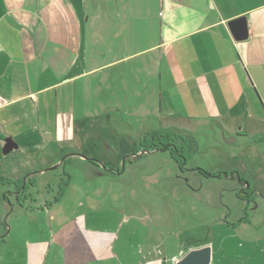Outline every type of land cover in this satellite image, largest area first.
I'll list each match as a JSON object with an SVG mask.
<instances>
[{"label": "crops", "instance_id": "obj_1", "mask_svg": "<svg viewBox=\"0 0 264 264\" xmlns=\"http://www.w3.org/2000/svg\"><path fill=\"white\" fill-rule=\"evenodd\" d=\"M240 17L247 38L238 42L228 23ZM124 113L185 133L213 127L242 142L243 171L256 164L264 183V0H0V176L35 186L30 168L43 174L81 150L84 121L103 117L90 128L99 136ZM30 190L10 206L33 221L41 206ZM252 220L232 228L248 238ZM70 234L64 243L77 242ZM252 239L241 243L242 264H264V243H253L264 228ZM42 244L28 245L29 264H42ZM222 247L185 254L206 248L209 264H221ZM89 249L99 262L108 256L97 240Z\"/></svg>", "mask_w": 264, "mask_h": 264}, {"label": "rangeland", "instance_id": "obj_2", "mask_svg": "<svg viewBox=\"0 0 264 264\" xmlns=\"http://www.w3.org/2000/svg\"><path fill=\"white\" fill-rule=\"evenodd\" d=\"M95 116L83 123L87 136L81 141L74 137L81 150L65 153L73 155L55 170L62 160L42 168L40 175L41 168L29 169L35 172V186L26 187L36 199L33 207L41 206L33 221L16 208L12 213L13 201L3 204L4 192L13 187L0 186V264H29L28 245L39 243H46L42 264H181L188 248L204 243L215 251L225 247L215 261L242 264L241 243H252L264 228V183L253 174L256 164L243 171L242 142L213 127H191L189 133L172 128L179 138L162 142L176 148L183 163L179 168L170 151L139 146L145 135L164 125L124 113L111 127L104 123L95 136L92 123L103 118ZM66 132L70 129L61 134ZM248 217L253 220L247 238L241 227L232 226ZM66 233L77 242L64 243ZM94 240L105 246L106 261L99 262L89 249ZM192 252V258L208 261L206 248Z\"/></svg>", "mask_w": 264, "mask_h": 264}, {"label": "trees", "instance_id": "obj_3", "mask_svg": "<svg viewBox=\"0 0 264 264\" xmlns=\"http://www.w3.org/2000/svg\"><path fill=\"white\" fill-rule=\"evenodd\" d=\"M173 131V132H172ZM177 134H180L175 129L169 128L164 130H155L153 132H150L149 134L145 135L140 141L139 146L141 148L149 149L150 151H170V157L174 164H176L179 168L183 166L182 161H179L177 157H179L176 151V148L173 150H170L167 143H163L162 140L167 138L168 142L170 138L177 139L179 136ZM182 139V138H181ZM175 154V155H174ZM205 176H208L207 174L203 173ZM22 181L17 180H11L7 179L5 177L0 176V186H9V187H17L19 184H21ZM34 186V185H33ZM55 201L57 199L55 198Z\"/></svg>", "mask_w": 264, "mask_h": 264}, {"label": "water", "instance_id": "obj_4", "mask_svg": "<svg viewBox=\"0 0 264 264\" xmlns=\"http://www.w3.org/2000/svg\"><path fill=\"white\" fill-rule=\"evenodd\" d=\"M228 28L231 32L232 38L235 41L239 42V41H243L247 38V27H246L245 19L243 17H240V18H237V19L230 21L228 23ZM12 148L13 147L11 145V141H9V139H6L5 140V146L2 150L3 154L9 153ZM57 167H59V165L52 167L51 170H55ZM206 252H207V258L209 261V257H208L209 250L206 249ZM193 253L194 252H190L188 255H186L181 264H208V261L206 262V260H204L202 258H197V259L192 258ZM203 260H204V262H203Z\"/></svg>", "mask_w": 264, "mask_h": 264}, {"label": "flooded vegetation", "instance_id": "obj_5", "mask_svg": "<svg viewBox=\"0 0 264 264\" xmlns=\"http://www.w3.org/2000/svg\"><path fill=\"white\" fill-rule=\"evenodd\" d=\"M62 164H63V162H61V165ZM27 185H29V187H33V184H29L25 181H22V183L19 184L17 187H13V189H11L9 192H6L3 196L4 199L9 204L11 203V201H13L12 204L15 203L16 205L21 206L22 203L25 202V200H26V198H25V195L27 194L26 191H28V189H29L28 187H26Z\"/></svg>", "mask_w": 264, "mask_h": 264}]
</instances>
